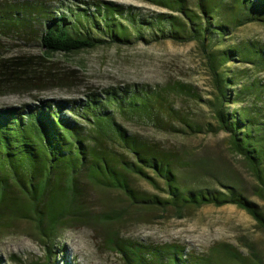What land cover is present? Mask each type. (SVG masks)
<instances>
[{"label": "trees", "instance_id": "trees-1", "mask_svg": "<svg viewBox=\"0 0 264 264\" xmlns=\"http://www.w3.org/2000/svg\"><path fill=\"white\" fill-rule=\"evenodd\" d=\"M162 11L145 16L132 5L111 0H0V39L40 53L0 55V95L63 86L54 55L103 45L169 39L198 47L212 92L201 99L212 121L204 126L180 118L183 133L222 131L230 152L248 167L252 194L264 202V42L237 35L254 23L264 26V0H146ZM1 54V53H0ZM190 93L181 82L162 89L148 84L86 89L81 95L40 98L0 106V219L30 218L47 246L67 221L108 222L116 213L94 215L84 202L83 182L115 189L133 206L171 209L234 204L264 229V209L230 183L191 186L178 178L177 151L164 149L130 132L120 121L158 123L178 113L173 96ZM146 180L165 195L133 188L128 175ZM117 215V214H116ZM106 245L123 264H219L196 257L176 243H139L106 232ZM227 255L245 261L229 245ZM47 258L52 255L47 248ZM62 264H70L65 261Z\"/></svg>", "mask_w": 264, "mask_h": 264}, {"label": "rangeland", "instance_id": "rangeland-1", "mask_svg": "<svg viewBox=\"0 0 264 264\" xmlns=\"http://www.w3.org/2000/svg\"><path fill=\"white\" fill-rule=\"evenodd\" d=\"M72 2L74 0H46ZM132 5L136 11L149 16L162 8L146 0H111ZM237 35L256 37L264 42V26L250 23L240 28ZM39 42L29 45L16 39H0V55L40 53ZM57 64L65 71L67 84L42 90L0 95V106L32 101L31 95L40 98L81 95L86 89L108 86L148 84L162 89L168 83L181 82L190 93L172 97L178 116L171 120L161 117L158 123L121 120L132 133L164 149L177 151L176 171L179 180L191 186H214L221 183L234 185L241 193L256 200L264 209V202L252 194L253 177L245 163L233 155L224 132H189L180 118L204 126L212 121L211 113L201 100L209 97L212 86L203 65L200 51L193 42L178 43L169 39L147 42L134 39L130 43L97 46L71 53H56ZM130 185L147 194L165 195L146 180L128 175ZM84 202L94 215L116 213L108 222L67 221L47 246L40 238L36 222L30 218L0 219V264H123L118 252L105 243L106 232L139 243L157 245L176 243L196 257H210L219 264H244L224 251L223 245L232 247L245 261L264 264V229L243 209L234 204L203 205L185 209L179 217L171 209L133 206L115 189H101L83 182ZM47 248L52 255L47 258ZM218 264V263H217Z\"/></svg>", "mask_w": 264, "mask_h": 264}]
</instances>
